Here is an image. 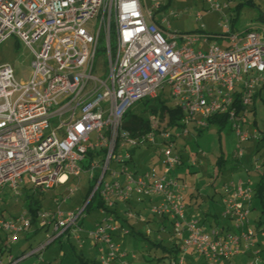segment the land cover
<instances>
[{
  "label": "built area",
  "instance_id": "built-area-1",
  "mask_svg": "<svg viewBox=\"0 0 264 264\" xmlns=\"http://www.w3.org/2000/svg\"><path fill=\"white\" fill-rule=\"evenodd\" d=\"M153 1V9H160V3ZM203 1L216 12L227 7L220 0ZM142 3L0 0V46L15 36L34 54L32 76L25 84L16 81L10 64L0 66V189L18 190L28 174L33 189L46 193L65 186L71 177L79 179L83 172L89 173L93 187L82 208L63 212L57 199V210L39 211L41 223L54 224L52 233L36 249L8 264L37 255L67 232L82 243L81 219L96 194L102 201L98 207L102 220L87 236L94 246L99 245L100 264H130L128 253L113 239L118 231L127 234L115 220L114 210L136 197L139 203L151 202V213L169 220L175 234L183 236V253L191 250L207 264H223L254 245L249 215L255 192L250 185L225 186L223 217L234 231L206 227L201 219L188 215L187 184L173 175L183 164L174 152V141L187 135L190 126L207 128L208 120L218 116H226L232 124L240 157V145L256 138L258 130L252 133L240 121L250 112L254 96L264 91V20L261 27L245 32L227 26L223 36L176 34L166 31V19L158 24L153 11H145ZM94 19L99 22L96 29L91 23ZM101 38L107 46L106 79L94 70ZM213 39H223L227 45L220 46ZM168 86L169 98L181 112L175 131L168 130L167 118L161 121L155 114L146 118L147 132L134 135L124 129L132 106L164 95ZM17 93L19 97L13 100ZM240 106L244 110L238 114ZM53 121L58 122L55 129L50 127ZM92 134L95 142H91ZM157 142L165 146L159 150L162 172L153 168L137 173L134 151ZM89 152L94 158L87 163ZM68 191L70 198L76 189ZM31 225L26 213L11 220L0 218V257ZM257 231L264 236V227ZM0 264H4L2 259ZM173 264H185L184 256Z\"/></svg>",
  "mask_w": 264,
  "mask_h": 264
},
{
  "label": "rangeland",
  "instance_id": "rangeland-1",
  "mask_svg": "<svg viewBox=\"0 0 264 264\" xmlns=\"http://www.w3.org/2000/svg\"><path fill=\"white\" fill-rule=\"evenodd\" d=\"M144 10L153 11L156 22L165 20L164 28L169 33L176 34H198L201 36H223L226 34V27L229 26L234 31L245 32L246 30L261 27L262 18H264V0H220L223 12L213 11L210 6L203 0H157L160 3V9H153L155 2L153 0H142ZM94 29L97 28L98 19L91 21ZM211 42L225 46V40L213 39ZM210 42V43H211ZM34 54L28 46L21 42L17 37H11L0 46V66L10 64L14 70V76L17 82L27 83L32 76V62ZM95 75L106 79L108 76V56L98 52L94 62ZM169 86L165 87L163 96L169 97ZM159 94L162 92L158 91ZM17 93L12 98L15 100L19 97ZM170 108L175 107L173 100H167ZM135 113L143 117H149L144 101L138 102L131 107ZM249 112L242 116L240 121L244 129L250 132L258 129L256 138L249 139L242 143V153L238 155V139L231 123H226L223 128L219 129L217 125L212 124L202 129V132L196 131L193 126L188 128L189 133L178 138L174 145V152L181 156L183 164L176 168L173 175L179 176L187 183V192L189 196L193 194L192 205H188V215H194L200 218L204 213L209 214V222L219 228L230 225V230L234 231L232 223H229L223 217L222 195L225 192V184L243 182L254 188L258 184H263L264 188V144L259 142V130H264V91L261 96L255 98L249 105ZM79 117V114L75 118ZM67 116L63 118V121ZM58 122H51V129H55ZM62 132L58 133L61 137ZM96 141L95 134L91 136V142ZM260 143V144H259ZM158 148V149H157ZM164 145L159 142L152 146L144 145L136 149L133 156L135 170L143 173L151 170L152 165H156L158 172H162L163 157L159 150H163ZM220 158L224 161L218 165ZM195 163V165H193ZM116 168V164L112 165ZM94 173H99L95 169ZM89 173L83 172L79 179L70 178L66 186L42 193L33 189V184L29 175L23 176V184L18 190L9 187L0 189V213L3 217L11 220L14 217L21 216L25 213L27 202L25 196L34 195L36 199L42 202L41 210H57L58 205L55 199L60 202V210L63 212L73 211L82 208L86 203V197L90 184ZM93 184V183H92ZM76 189L75 193L69 197L68 189ZM67 198L63 202V199ZM264 198V196H263ZM138 198L134 199L135 201ZM131 203L123 207V211L118 212V224L122 225L127 234L117 232L114 235V241L120 244L122 250L128 253L127 260L130 264H173L174 260L178 261L184 256L185 264H207L205 258L194 254L191 250L186 252H173L169 254L163 252L156 244L161 243L166 248L175 245L176 249L182 245L183 236L175 233L172 223L151 213L152 204ZM249 221L255 231L253 239L254 245L245 252L234 258L224 261L223 264H264V236L257 231V228L264 227V205L261 198L253 199L250 209ZM131 214V217L129 216ZM98 208L91 205L90 209L85 212V217L81 219L83 231L82 245L74 237H63L40 254L33 255L29 259L19 264H76L80 257L90 260H97L99 257V245L94 246L88 238V232L100 222ZM262 222V223H259ZM207 222L206 227H209ZM54 224H40V230L36 234L30 235L29 239L20 237L13 244L12 251L9 255L0 257L4 264L12 257L22 256V251L29 253L36 249L40 243L47 240V235L52 233ZM122 235H119V234ZM119 235V236H118ZM31 246V247H29ZM134 255V257H133ZM117 264V263H114Z\"/></svg>",
  "mask_w": 264,
  "mask_h": 264
},
{
  "label": "trees",
  "instance_id": "trees-1",
  "mask_svg": "<svg viewBox=\"0 0 264 264\" xmlns=\"http://www.w3.org/2000/svg\"><path fill=\"white\" fill-rule=\"evenodd\" d=\"M262 20H264V18H262ZM115 46H116L115 38H112L111 39V48H112L113 51L116 49ZM99 51L102 52L103 54L107 53L106 42H105V40L103 38H101L100 41H99L96 57H97V54H98ZM258 96H260V93L256 94V96H254V97L257 98ZM165 98L167 100L170 99L169 97H165L163 95H159L155 99L145 100L144 101V105L146 106L147 111H148L149 114L158 115L159 119L161 121L164 120L165 118H167L166 120H167V128H168V130L169 131H175V127L179 126V120L181 119V112L175 107L170 108L167 105V102L165 101ZM242 110H244V107L240 106V108L238 109L237 113L239 114ZM250 112H252V110H250ZM226 123H229L226 116L213 117V118L208 120V125L215 124V125L218 126L219 129L223 128L224 125H226ZM193 128H195V127H193ZM124 129L129 130V132H131L132 134L136 135V134H139L141 132H147L150 129V127H149V122L146 120L145 117H143L139 113L133 112L130 109L128 111V113H126V115H125ZM197 131L199 133L202 132L201 129H199ZM259 132H260V135H259V138H257V139H259L260 143L264 144V130H259ZM92 158H94V153L93 152H89L88 157H87V163L92 161L93 160ZM223 161H224V159L220 158V161L218 162V165H221V163ZM92 190H93V187L91 185V186H89V191H88V194H87V197H86V201L90 197V195L92 193ZM253 190L255 192L254 199L255 198H261L262 199V205H264V198H263V196H264V188H263V184L260 183V184L256 185L253 188ZM25 201L27 202V207L25 209V213L31 219V224L32 225H31V227H30V229L28 231H25L24 233L20 234L19 238L21 237V235L26 234V233H30V232H33L34 234H36L38 232V230H40V224H41L40 220L37 218V213L39 211H41V206H42L41 200L40 199H36L33 194L32 195H28L27 194L25 196ZM93 203L96 206V208L102 206V201L100 200L98 194L94 195L92 197V199L89 200V203L86 206L85 212L90 209V207H91V205ZM19 217L20 216L14 217L13 219H16V218H19ZM0 218H4L3 217V212L0 213ZM202 222H203V224H205V221H202V219H201V223ZM259 223H262V222L259 221ZM70 236L71 235L69 234V232H67L64 235L58 237L54 242H56L58 240H61V238H63V237H67V239H68ZM41 244H43V243H41ZM51 244L52 243H50L49 245H51ZM49 245L46 248H48ZM156 245L158 246V248H161L163 252H167L169 254H172L173 252L176 254V252H179V251L182 252L183 251L181 247H179V249H176L175 245L173 247H171V248H166L161 243L156 244ZM11 246H13V245H9L3 250V252H4L3 257L10 254L9 252H10V249H11L10 247ZM46 248L43 251H41L40 253H43L46 250ZM32 250H34V249L31 248V251ZM25 253H26V251H24L22 256L26 255ZM40 253H38V254H40ZM22 256H20V257H22ZM30 257H27V258H30ZM17 258H19V257H12V258H10V260L8 262L10 263L11 259L15 260ZM27 258H24L23 261L27 260ZM23 261H21V262H23ZM174 261H176V260H174ZM76 264H100V263L98 262V260H95V259L94 260H90V259H86L84 257H80Z\"/></svg>",
  "mask_w": 264,
  "mask_h": 264
},
{
  "label": "crops",
  "instance_id": "crops-1",
  "mask_svg": "<svg viewBox=\"0 0 264 264\" xmlns=\"http://www.w3.org/2000/svg\"><path fill=\"white\" fill-rule=\"evenodd\" d=\"M158 23V22H157ZM158 24H160V22L158 23ZM227 45V42L225 41V46ZM221 46V45H220ZM262 94V93H261ZM261 94H260V96H261ZM229 122V121H228ZM230 123V122H229ZM209 126V125H208ZM194 127V126H193ZM196 131L197 130H199V128H194ZM203 129H205V128H203ZM202 130V129H201ZM236 135V134H235ZM238 147H239V141H238ZM240 147H241V145H240ZM242 149V148H241ZM135 152V151H134ZM133 156H134V153H133ZM135 166V165H134ZM152 168L151 169H153V168H155V170L158 172V170H157V168H156V165H152L151 166ZM175 170L176 169H174V172H175ZM136 171V170H135ZM137 172V171H136ZM138 173V172H137ZM144 173V172H143ZM141 174V173H140ZM174 176H176L177 178H179L180 180H182L179 176H177V175H174ZM70 181V180H69ZM183 182H185L184 180H182ZM186 183V182H185ZM233 183V182H232ZM239 183H242L243 184V182H239ZM23 184V183H22ZM21 184V185H22ZM187 184V183H186ZM236 184V183H235ZM21 185H19V187L21 186ZM226 185H229V184H225L224 185V187L226 186ZM246 185H248V184H246ZM66 186V185H65ZM61 187H63V186H61ZM10 188V187H9ZM12 189V188H11ZM187 189H188V186H187ZM13 190H15V189H13ZM186 194H188V192L186 191ZM186 194H184V198L186 199V197H187V195ZM188 196H189V194H188ZM223 196V195H222ZM224 197V196H223ZM223 197H222V199H223ZM188 198H190V199H188ZM191 198L193 199L194 197H193V194H191L189 197H187V199H188V205L187 206H191L192 205V200H191ZM58 198H56L55 199V203H56V200H57ZM134 199H136V198H134ZM133 199V201L132 202H130L128 205H124V204H118L117 206H116V208H115V210H114V217H115V220L117 221V223H118V212H121V211H123V207L125 208V206H129L131 203H133L135 200ZM157 199H155V201H156ZM135 202H137V203H139L138 201H135ZM145 202H149V201H144L143 203H141V204H144ZM151 203V202H150ZM185 203H187V200H185ZM57 204V203H56ZM152 204V203H151ZM190 217H197V216H194V215H189ZM198 218V217H197ZM210 217H209V214L208 213H204V215H202V216H200V218L199 219H202V221H205V225L207 224V222H209V219ZM217 226H218V224H216ZM122 228H124L122 225H120ZM210 226H213V224L211 223V222H209V227ZM227 228H230V225H227V227H225L224 228V230L225 231H227ZM125 229V228H124ZM231 229V228H230ZM127 231V230H126ZM32 234H34L33 232H30V233H26V234H23V235H21L22 237H24L25 236V238L26 239H29L30 238V235H32ZM124 234V233H123ZM119 235H122L121 233L119 234ZM118 235V236H119ZM71 237V236H70ZM41 244V243H40ZM39 244V245H40ZM83 243H81L80 242V245H82ZM94 245V244H93ZM12 247L13 246H11L10 248V252L12 251ZM29 247H31V246H29ZM179 247H181V246H179ZM47 249V248H46ZM24 251H26V250H23L22 251V254L24 253ZM245 251V250H244ZM248 251V250H247ZM247 251H245V252H247ZM9 252V253H10ZM32 257V256H31ZM27 259H29V258H27ZM98 259V258H97ZM117 263V262H116ZM114 264V263H113ZM118 264V263H117Z\"/></svg>",
  "mask_w": 264,
  "mask_h": 264
}]
</instances>
